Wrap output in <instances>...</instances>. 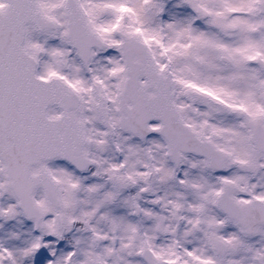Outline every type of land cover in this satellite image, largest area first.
Returning <instances> with one entry per match:
<instances>
[{
    "label": "snow or ice",
    "instance_id": "snow-or-ice-1",
    "mask_svg": "<svg viewBox=\"0 0 264 264\" xmlns=\"http://www.w3.org/2000/svg\"><path fill=\"white\" fill-rule=\"evenodd\" d=\"M0 264H264V0H0Z\"/></svg>",
    "mask_w": 264,
    "mask_h": 264
}]
</instances>
